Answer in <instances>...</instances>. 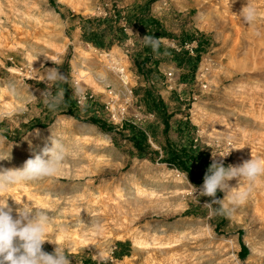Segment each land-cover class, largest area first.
I'll list each match as a JSON object with an SVG mask.
<instances>
[{
    "label": "rangeland",
    "instance_id": "374dc122",
    "mask_svg": "<svg viewBox=\"0 0 264 264\" xmlns=\"http://www.w3.org/2000/svg\"><path fill=\"white\" fill-rule=\"evenodd\" d=\"M198 1L0 0V111L12 112L0 130L15 142L0 168H21L50 147L49 131L78 146L62 173L7 194L49 210V239L72 264H264V177L231 216L210 217L213 198L189 195L186 173L164 162L166 140L169 148L201 152L208 167L213 159L225 167L264 160V18L241 19L237 34L211 14L223 9L219 0ZM153 30L155 49L143 40ZM34 51L43 54L32 62ZM54 66L68 81L59 85L65 100L55 112L39 99L47 88L40 73ZM74 82L84 89L83 107ZM158 96L164 111L152 103ZM34 129L38 137L28 135ZM229 143L236 149L218 156ZM187 179L198 190L203 184ZM228 183L233 191L245 187ZM216 199L227 202V195ZM55 246L45 241L42 249Z\"/></svg>",
    "mask_w": 264,
    "mask_h": 264
},
{
    "label": "clouds",
    "instance_id": "9594fccd",
    "mask_svg": "<svg viewBox=\"0 0 264 264\" xmlns=\"http://www.w3.org/2000/svg\"><path fill=\"white\" fill-rule=\"evenodd\" d=\"M228 3L231 7L232 0H228ZM258 15L256 6L249 3L248 0L246 6L242 7L239 13L240 18L248 24H254ZM143 40L145 44L151 45L154 49L160 43L158 39L151 36H144ZM40 54L43 53L34 51L32 62ZM53 63L56 66L60 65L59 60L53 61ZM40 76L39 81H44L47 88L41 92L39 99H42L43 104L50 111L55 112L64 104L65 89L59 87V85L67 83V77L62 75L58 71V67L55 66L44 69ZM52 87H55L54 94L50 90ZM72 87L74 96L83 107L86 104L84 89L80 87L79 82H74ZM8 88L11 94H17L15 84H9ZM30 96L33 100L38 99L31 93ZM11 115L12 112L10 111H0V121ZM49 132L51 133L49 136L50 147L45 146L40 153L27 159L21 168H0V264H72L67 250L49 239L46 230L50 222L49 210L33 207L32 203L28 201L18 202L7 194L11 186L30 184L45 178L56 177L65 169L68 157L74 158L78 155V146H69L65 144L62 135H54L51 131ZM28 135L38 137L40 130L34 129ZM14 143L7 144V138L0 130V160L11 158ZM29 143L31 142L29 141ZM232 149L236 148H233L229 143L224 151L217 155L222 158L227 157ZM262 177H264V160L251 157L241 164L228 165L227 167L224 166L222 159H213L203 177V184L199 190L188 181L187 173L184 179L190 185L189 195L196 198L198 196L213 198L210 203H206L211 209V217L215 215L231 216L236 207L246 203L255 188L259 186ZM232 179H236V181L243 180L245 187L233 191V187L228 183ZM217 191L224 192L227 195V202L216 199ZM10 196L19 205L15 209L8 204ZM197 202H199L198 199ZM212 204H219L220 206L213 209ZM14 211L16 213L15 217L13 216ZM45 241L56 245L52 253L43 251L42 246Z\"/></svg>",
    "mask_w": 264,
    "mask_h": 264
},
{
    "label": "trees",
    "instance_id": "16d2710c",
    "mask_svg": "<svg viewBox=\"0 0 264 264\" xmlns=\"http://www.w3.org/2000/svg\"><path fill=\"white\" fill-rule=\"evenodd\" d=\"M151 22L154 23L155 20L151 19ZM149 33H152V35L154 36L160 37V34L155 30H153L152 32H147L148 35ZM147 34L145 35L147 36ZM145 95L146 98L151 99V94L149 92H146ZM152 103H156L157 106H159L162 110L164 109V102L160 96H158L156 100H152ZM88 121L96 125H99L100 127H103L102 125H104L103 123L99 122V120H97L96 118H88ZM124 126L130 127L131 134L129 136V140L133 142L134 146L139 151H143V146L140 138L137 137L138 133L135 127L128 124ZM167 128H168V120L164 116V132H167ZM140 136H142V134ZM166 144L167 145L165 147V151L167 153V156L164 158V162L174 165L182 172L187 173L188 178L193 183H203V177L208 169L206 160L204 159V155L201 152L188 150L187 148H180V149L169 148L168 140H166ZM219 194L220 191H217L216 197ZM242 250H246V248L242 246ZM87 264H91V262H88Z\"/></svg>",
    "mask_w": 264,
    "mask_h": 264
},
{
    "label": "bare ground",
    "instance_id": "6f19581e",
    "mask_svg": "<svg viewBox=\"0 0 264 264\" xmlns=\"http://www.w3.org/2000/svg\"><path fill=\"white\" fill-rule=\"evenodd\" d=\"M242 1L247 0H232L231 7H229V3L225 2V0H219L220 7H223V9H218L216 11H211V14L216 18V20L221 24L222 28L227 27V22L229 21L231 23V28L236 31L237 34H239V29L236 27V23L241 20L239 15H236L234 12L232 14H235L236 17H231L230 11L233 10V7H235L237 4H241ZM192 2L198 3V0H192ZM209 0H204V3H208ZM249 3L256 6L258 11V17L264 18V0H248ZM120 69V68H119ZM124 71V70H123ZM128 76L126 75V79L124 80V84L127 85ZM128 91V87L126 88ZM262 226H264V222H260ZM263 229V228H262ZM178 245H174L173 247H177Z\"/></svg>",
    "mask_w": 264,
    "mask_h": 264
},
{
    "label": "built area",
    "instance_id": "2783aa9c",
    "mask_svg": "<svg viewBox=\"0 0 264 264\" xmlns=\"http://www.w3.org/2000/svg\"><path fill=\"white\" fill-rule=\"evenodd\" d=\"M123 70H124L123 68H120V69L118 70L119 73H120V75H121L122 81L126 79V75H125V73H124Z\"/></svg>",
    "mask_w": 264,
    "mask_h": 264
}]
</instances>
